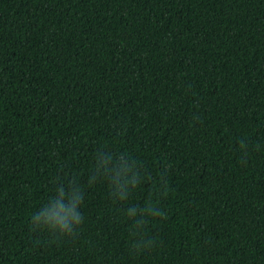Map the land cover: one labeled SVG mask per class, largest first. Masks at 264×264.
<instances>
[{"label":"trees","instance_id":"obj_1","mask_svg":"<svg viewBox=\"0 0 264 264\" xmlns=\"http://www.w3.org/2000/svg\"><path fill=\"white\" fill-rule=\"evenodd\" d=\"M0 264H264V0H0Z\"/></svg>","mask_w":264,"mask_h":264},{"label":"clouds","instance_id":"obj_2","mask_svg":"<svg viewBox=\"0 0 264 264\" xmlns=\"http://www.w3.org/2000/svg\"><path fill=\"white\" fill-rule=\"evenodd\" d=\"M113 167L115 168L116 165H113ZM121 167L123 168V166ZM130 171L131 168H123V174H121L120 171H117L112 176V183L115 185L114 195H116L119 199H125L128 189L130 187L134 188L138 183L135 173L131 175V177L128 176ZM57 191L61 195V200L53 206L52 211L47 212L46 214H35L32 217V223L36 227L46 226L47 228L59 233L61 236L72 235L74 234L75 229L82 223V216L78 211L79 205L82 202L80 191L77 188H73L70 192H68L67 206L63 200L65 194L63 187L59 188ZM145 212L154 216L162 214L152 207L146 208ZM127 215L131 218H135L138 215V210L136 208H130L128 209ZM143 223V220L138 221L139 226Z\"/></svg>","mask_w":264,"mask_h":264}]
</instances>
